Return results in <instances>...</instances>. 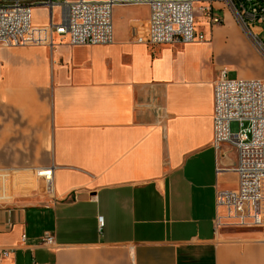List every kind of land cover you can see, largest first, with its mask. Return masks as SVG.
Returning a JSON list of instances; mask_svg holds the SVG:
<instances>
[{
  "label": "crops",
  "instance_id": "crops-1",
  "mask_svg": "<svg viewBox=\"0 0 264 264\" xmlns=\"http://www.w3.org/2000/svg\"><path fill=\"white\" fill-rule=\"evenodd\" d=\"M129 7L110 44L0 46V247H17L0 264H264V229L214 227L216 189L238 184L235 147L213 145L230 31L149 45Z\"/></svg>",
  "mask_w": 264,
  "mask_h": 264
},
{
  "label": "built area",
  "instance_id": "built-area-1",
  "mask_svg": "<svg viewBox=\"0 0 264 264\" xmlns=\"http://www.w3.org/2000/svg\"><path fill=\"white\" fill-rule=\"evenodd\" d=\"M203 0H0V46L19 47L53 45V35L67 36L72 46L106 45L113 41V9L117 6L148 8L147 31L138 40L149 45L187 44L206 41L195 29L194 10ZM233 3V0L227 2ZM238 12L255 47L264 54V40L259 36L264 23V7L255 0H238ZM60 9V23L35 26L32 10L36 6ZM211 28L223 24V18L204 6ZM243 15V17L241 16ZM52 20V19H51ZM256 27L259 31L253 32ZM213 145L235 147L237 174L235 189H216V231L222 229H264V82L259 78L232 79L222 68L213 84ZM232 122L239 130L233 133ZM36 176L52 190L54 166L41 167ZM220 168H217V172ZM102 224L103 218H98ZM25 239V236L23 237ZM44 247H54L53 234L40 239ZM17 247H0V261L9 258Z\"/></svg>",
  "mask_w": 264,
  "mask_h": 264
},
{
  "label": "rangeland",
  "instance_id": "rangeland-1",
  "mask_svg": "<svg viewBox=\"0 0 264 264\" xmlns=\"http://www.w3.org/2000/svg\"><path fill=\"white\" fill-rule=\"evenodd\" d=\"M58 2L59 0H54ZM256 3L264 7V0H255ZM238 0H233V3L227 0H203L195 7V29L197 31H211V24L208 13L203 12V7L211 5L212 14L219 15L223 18V24L216 26L222 29L223 33L226 30V46L227 51V69H230L229 77L232 79H252L259 78L264 82V54L260 52L254 44V41L247 30L246 26L241 20L238 12ZM122 14L127 18H135V24L138 26L139 19L147 16L148 9L144 6H135L129 8H121ZM59 12V11H58ZM59 14V13H58ZM58 14L57 19L58 20ZM243 17V15H241ZM137 19V21H136ZM262 28L260 38L264 40V23L258 24ZM226 29V30H225ZM215 31V30H213ZM259 30L254 27L253 32L257 33ZM230 129L233 133L239 130L238 123L232 122ZM40 168V167H36ZM37 169L35 170V173ZM37 178V176H36Z\"/></svg>",
  "mask_w": 264,
  "mask_h": 264
},
{
  "label": "bare ground",
  "instance_id": "bare-ground-1",
  "mask_svg": "<svg viewBox=\"0 0 264 264\" xmlns=\"http://www.w3.org/2000/svg\"><path fill=\"white\" fill-rule=\"evenodd\" d=\"M198 3H200V1Z\"/></svg>",
  "mask_w": 264,
  "mask_h": 264
}]
</instances>
